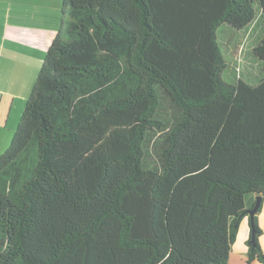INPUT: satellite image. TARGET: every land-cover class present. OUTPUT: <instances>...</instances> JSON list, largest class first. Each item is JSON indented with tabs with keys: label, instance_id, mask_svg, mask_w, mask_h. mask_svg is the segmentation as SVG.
<instances>
[{
	"label": "trees",
	"instance_id": "1",
	"mask_svg": "<svg viewBox=\"0 0 264 264\" xmlns=\"http://www.w3.org/2000/svg\"><path fill=\"white\" fill-rule=\"evenodd\" d=\"M59 11L0 155V264H228L258 198L245 264H264V0Z\"/></svg>",
	"mask_w": 264,
	"mask_h": 264
},
{
	"label": "crops",
	"instance_id": "2",
	"mask_svg": "<svg viewBox=\"0 0 264 264\" xmlns=\"http://www.w3.org/2000/svg\"><path fill=\"white\" fill-rule=\"evenodd\" d=\"M60 4L61 0H0V155L9 147L36 84L46 51L58 28ZM263 204L264 199L257 215L260 226L264 225ZM242 229L244 235L232 246L233 249L235 244L239 245L233 264H245L247 260L246 243L244 247L242 243L250 234L248 217L242 220L239 232ZM261 235L259 245L264 254V235ZM230 258L231 254L228 264Z\"/></svg>",
	"mask_w": 264,
	"mask_h": 264
},
{
	"label": "rangeland",
	"instance_id": "3",
	"mask_svg": "<svg viewBox=\"0 0 264 264\" xmlns=\"http://www.w3.org/2000/svg\"><path fill=\"white\" fill-rule=\"evenodd\" d=\"M218 37H219V39H222V37H224V38L226 37V27H223L220 29ZM225 52L228 53V50H226ZM240 53H241V48L238 49L234 54H232V57L238 58ZM226 58L229 59L227 56H226ZM237 68L240 71L239 76L242 78V80L245 81L248 85H251V83L253 82V79L255 78V76H257V72H256L255 68L252 67V63L250 61L247 62L245 58H240L237 62ZM255 73H256V75H255ZM227 74H228V72H226V69H225L223 74H222V77L225 81L228 80ZM26 104H27V102H26ZM260 210H262V208ZM263 210H264V204H263ZM258 226H260V225H258ZM259 228L262 229V231H263L262 234L264 235V225H261ZM247 230H248V228H247ZM241 235H244V229H242L239 232V234H238L239 237H237V239H236L237 242H239ZM244 244H245V242L242 243L243 247L245 246ZM238 246L239 245L237 243V244H235V248L232 249V252L230 253L231 254L230 260L231 261L229 264H233L235 258H237Z\"/></svg>",
	"mask_w": 264,
	"mask_h": 264
},
{
	"label": "water",
	"instance_id": "4",
	"mask_svg": "<svg viewBox=\"0 0 264 264\" xmlns=\"http://www.w3.org/2000/svg\"><path fill=\"white\" fill-rule=\"evenodd\" d=\"M260 200H261V198H258V199H257V203H256L254 209L248 212V215H249L251 221H252V219H253V216H254L256 210L258 209V207H259V205H260Z\"/></svg>",
	"mask_w": 264,
	"mask_h": 264
},
{
	"label": "clouds",
	"instance_id": "5",
	"mask_svg": "<svg viewBox=\"0 0 264 264\" xmlns=\"http://www.w3.org/2000/svg\"><path fill=\"white\" fill-rule=\"evenodd\" d=\"M249 216V215H248ZM249 222H250V217H249Z\"/></svg>",
	"mask_w": 264,
	"mask_h": 264
}]
</instances>
